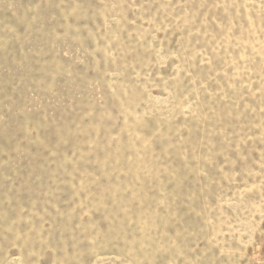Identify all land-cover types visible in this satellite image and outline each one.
Here are the masks:
<instances>
[{
    "label": "rangeland",
    "instance_id": "rangeland-1",
    "mask_svg": "<svg viewBox=\"0 0 264 264\" xmlns=\"http://www.w3.org/2000/svg\"><path fill=\"white\" fill-rule=\"evenodd\" d=\"M0 264H264V0H0Z\"/></svg>",
    "mask_w": 264,
    "mask_h": 264
}]
</instances>
